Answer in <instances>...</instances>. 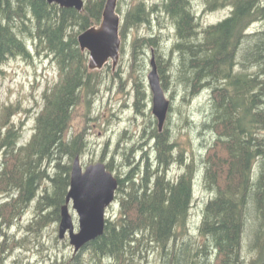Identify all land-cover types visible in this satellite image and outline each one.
Segmentation results:
<instances>
[{
	"label": "trees",
	"instance_id": "obj_1",
	"mask_svg": "<svg viewBox=\"0 0 264 264\" xmlns=\"http://www.w3.org/2000/svg\"><path fill=\"white\" fill-rule=\"evenodd\" d=\"M106 1L85 0L79 11L44 0H0V65L10 58L46 56L58 70V79L43 92L28 141L22 142L19 125L0 114V264H25L20 255L13 256L18 249L50 254L59 248V234L45 239L44 233L54 225L57 231L73 161L88 150L85 133H72V121L80 107L90 119L104 81L102 70L89 68L78 36L101 23ZM204 1L208 10L222 7V0ZM196 10L192 0H133L125 11L117 7L122 41L130 30L149 27L131 43L136 113L146 104L143 74L154 49L166 92L172 82L187 103L208 98V112L196 128L189 114L182 120L185 129L209 134L202 137L209 143L205 140L198 152L195 144L193 150L179 144V127H171V101L163 131L157 121L145 127L142 145L127 146L115 168L121 143L132 139L124 131L105 162L109 170H118L120 215L106 219L104 233L65 260L69 264H88L81 256L85 249L92 264L146 263L151 254L157 264H264V29L249 38L240 35L247 22L264 18V6L260 0H238L233 16L214 25L201 22ZM236 61L246 67L234 68ZM175 164L181 167L176 176L170 171ZM199 172L211 198L199 227L191 231ZM29 209L33 215L18 237L11 231ZM249 226L255 256L248 262Z\"/></svg>",
	"mask_w": 264,
	"mask_h": 264
},
{
	"label": "rangeland",
	"instance_id": "obj_2",
	"mask_svg": "<svg viewBox=\"0 0 264 264\" xmlns=\"http://www.w3.org/2000/svg\"><path fill=\"white\" fill-rule=\"evenodd\" d=\"M148 1L156 2L160 0ZM132 2L133 0H118L117 7L119 6L122 11H125ZM192 2L197 9L196 11H198L200 21L204 24L216 22L223 14L221 9L209 11L208 8L205 7L206 2L204 0H192ZM119 14L121 15V13ZM148 32V26H140L138 29L130 30L127 39L122 41L124 52L122 53L121 49V56L117 65L113 67V62L109 61V63L104 66L107 68H104L101 74L104 80L103 85L98 95L93 100L94 103L90 113V119L86 118L85 110L82 107L74 114L71 131L74 134L84 132L88 142V150L81 156V162L85 166L90 163L102 161L101 159H104V162L110 161L114 156L113 152L117 149V142L119 141L120 135L127 130L128 134H126L131 136L132 139L123 141L119 147V152L117 151L115 154L114 167H120L117 165L120 163L122 152L127 153L126 147L132 145L134 141H137L138 146H141L143 143L141 138L142 135L144 136L145 127H148V125L156 121L152 113L153 94L148 82V73L151 70V51L148 54L147 66L143 74L147 87V100L145 106H143V113L138 114L135 111L132 92L133 86L132 83H130L136 77V73L132 72L130 68L131 43L136 35H147ZM167 47H169V45ZM139 75L142 76V73ZM57 79L58 70L53 62L46 56H37L31 60H24L18 57L10 58L0 65V114L3 115L8 122L12 121L21 127L22 142L28 141L33 133L36 115L43 106L44 90ZM171 86L170 91L167 92L168 97L175 106V108L172 109V111H175L171 113L173 119L171 127H179L180 132L178 131L177 137L181 146L193 150L195 144V152H198V150L202 148L201 146H203L205 140L207 141L206 144L209 143L208 139L202 138H209V134L204 135L202 129H195L194 132L189 128L185 129V122L182 120V117L183 114H189L197 123L194 126V128H196L200 121L202 122L205 119V115L208 112V98L205 96L197 97L187 103L182 99V90L179 89L175 92L172 82ZM172 94L174 95L173 98L171 97ZM149 132L150 129H147L145 136H148ZM148 141V146H150L152 141ZM150 148L151 147H146V151L150 150ZM170 171L176 176L181 172V167L179 164H175ZM113 172L115 174L118 170L116 169ZM201 176L202 173L199 172L195 181V200L188 223L189 228L192 229L191 231L197 230L199 227L204 206L208 199L211 198L210 191H207L202 185L203 180ZM71 213L74 217L76 230H78V215L72 207ZM32 215L33 210L29 209L11 232H16L18 237L23 236L25 231L22 226L27 223ZM119 215V205L114 202L107 209V219L115 220ZM58 234L59 225H57V231L56 225H54L45 231L44 238L48 239ZM245 239V254L249 262L255 256L254 249L250 246L253 244L251 242L252 234L250 226L248 227ZM57 245L59 248L54 249L55 252L53 251L50 254L18 249L13 256L20 255L25 264L29 261L35 264H53L56 259L58 264L68 263L65 260H70L75 255L74 247L71 245L70 239L68 237L60 239ZM81 256L88 264H92L91 255L88 250L85 249ZM157 263L158 258L153 254H151V257L148 258L146 263H141L139 259L137 261V264ZM102 264L106 263L102 262Z\"/></svg>",
	"mask_w": 264,
	"mask_h": 264
},
{
	"label": "water",
	"instance_id": "obj_3",
	"mask_svg": "<svg viewBox=\"0 0 264 264\" xmlns=\"http://www.w3.org/2000/svg\"><path fill=\"white\" fill-rule=\"evenodd\" d=\"M44 1L56 3L64 8H76L79 11L83 10L85 5V0ZM117 2L118 0H107L101 23L78 36L81 49L88 52L91 70L102 69L109 61H112L115 67L119 62L122 48L120 35L122 17L117 11ZM150 67L148 82L153 94L152 113L157 119L159 130L163 131L172 102L162 85L154 49H152ZM118 187V178L107 168L104 161L89 164L84 168L80 155L76 156L72 164L70 188L66 203L61 209L59 223V237L70 239L74 254L104 233L107 209L116 200ZM71 207L78 215V230L75 227Z\"/></svg>",
	"mask_w": 264,
	"mask_h": 264
},
{
	"label": "flooded vegetation",
	"instance_id": "obj_4",
	"mask_svg": "<svg viewBox=\"0 0 264 264\" xmlns=\"http://www.w3.org/2000/svg\"><path fill=\"white\" fill-rule=\"evenodd\" d=\"M260 3L262 4V6H264V0H260ZM205 7H207V5H205ZM237 7H238V0H222V7L214 9V10L221 9V11L223 12L222 16L216 22L209 23V25L222 23L223 21L227 20L228 18H231L233 16V14L235 13V11L237 10ZM214 10H209V11H214ZM256 23H258V24L256 25L252 21L246 23V25H245L246 27H244L242 29L243 31L241 30L242 32L240 33V35H241V37H243V39L254 36L253 32L256 34L255 31H257V29L258 30L264 29V18L259 19ZM253 27H254V29H253ZM250 28H252V29H250ZM238 33L236 32V35H235L236 40L238 37ZM244 44H245V42L243 43V45ZM241 52H242V48L240 50V53ZM242 66L243 65H241L240 62L238 61L235 64L234 68H245L246 67V66H243V67ZM103 69L104 68H102L100 70H103ZM90 164H92V163H90ZM83 167L85 168L86 166L83 165Z\"/></svg>",
	"mask_w": 264,
	"mask_h": 264
},
{
	"label": "bare ground",
	"instance_id": "obj_5",
	"mask_svg": "<svg viewBox=\"0 0 264 264\" xmlns=\"http://www.w3.org/2000/svg\"><path fill=\"white\" fill-rule=\"evenodd\" d=\"M208 1V0H207ZM207 8V7H206ZM250 22V21H249ZM254 23H256V22H254ZM246 27V26H245ZM255 27V26H254ZM254 27H253V29H254ZM250 29H252V28H250ZM258 30V29H257ZM261 31V30H260ZM256 32V31H255ZM253 34H255L254 32H253ZM236 62H238V61H236ZM239 65V64H238ZM243 67V66H242Z\"/></svg>",
	"mask_w": 264,
	"mask_h": 264
}]
</instances>
